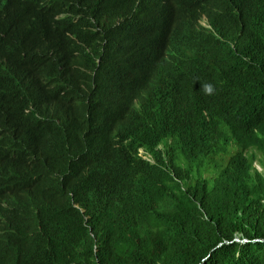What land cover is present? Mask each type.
Instances as JSON below:
<instances>
[{"label":"trees","instance_id":"obj_1","mask_svg":"<svg viewBox=\"0 0 264 264\" xmlns=\"http://www.w3.org/2000/svg\"><path fill=\"white\" fill-rule=\"evenodd\" d=\"M21 1L34 8L33 21L20 29L31 41L25 45L33 47L43 37L63 34L64 60L78 77L83 76L80 64L67 52L79 49L78 41L98 44L107 35L115 39L117 53L108 51L104 63L111 65L114 56L125 73L124 85L133 82L137 93L145 92L149 112L166 118L156 123L149 116L151 131L162 135L166 146L154 156L153 165L108 135L102 125L93 127L95 134L80 127V119L73 126V119L63 114L65 105L44 104L33 78L23 75L41 108L28 109L27 119L36 126L26 124L22 145L10 154L17 162L16 175L37 181L49 167L57 176L38 184V191L25 189L15 219L6 216L12 223L0 225V264H264V186L257 188L240 151L219 176L207 174L216 157L230 154L232 137L239 139L255 128L264 134V38L260 55L241 36L254 60L233 57L246 70L233 93L214 89L205 95L202 89L178 87L182 71H168L165 77V67L156 71L159 64L163 67L161 62L166 68L194 62L176 44L162 55L154 51L158 58L137 66L140 50L134 41L142 40L143 28L140 25L134 34L129 32L132 26L126 29L149 0L138 7L124 0ZM223 8L218 3L212 10L220 15ZM2 10L0 30L7 31ZM117 23V30L126 31L114 35ZM51 51L50 56L30 60L36 74L50 80L57 58L70 82L59 59L63 51ZM24 57L29 58V52ZM7 89L0 81V91ZM114 96L121 102V96ZM57 114L64 124L71 122L70 127L58 123ZM13 127L21 132L16 124ZM204 135L215 136L197 142ZM258 148L264 159V144ZM0 172L6 173L1 167ZM74 203L85 211L81 214ZM237 237L248 242L234 241Z\"/></svg>","mask_w":264,"mask_h":264},{"label":"clouds","instance_id":"obj_2","mask_svg":"<svg viewBox=\"0 0 264 264\" xmlns=\"http://www.w3.org/2000/svg\"><path fill=\"white\" fill-rule=\"evenodd\" d=\"M7 1L12 5L3 4L0 0V7L3 9L1 21H5L3 26L7 28V31L0 30V37L4 40V44L0 43V81L8 85L6 91H0V140L4 154L0 156V167L6 171L0 172V225L12 223L6 216L15 219L14 209L25 189L38 191V184L57 176L49 167L37 181H28L16 175L17 162L10 154H14L23 143V132L26 124L30 122L27 119V116H30L28 109L41 108L28 84L22 79L23 75L29 73L33 78L38 92L45 99L44 104L52 101L51 105L58 108L65 105L66 111H63V114L73 119V126L78 119L81 120L80 127L87 131L93 132L94 126L102 125L108 135L121 140L124 146L129 145L139 158L153 165L157 164L154 156L166 146L164 137L151 131L149 116L156 123L164 122L166 118L158 116L154 111L149 112L144 101L145 92L137 93L133 82L124 85L122 78L125 73L119 68L114 56L111 55V65L104 63V56L108 51L117 53L115 39L111 41L107 35V39L100 40L98 44L88 40L78 41L80 48L72 50L73 54L67 52L68 58L75 59L80 64L78 67L81 68L83 76L78 77L64 60V35L59 33L49 40L48 37H43L36 41L40 44L26 46L24 42L31 41L20 29L33 21V5H27L21 0ZM124 1L133 3L135 7L140 6L142 2ZM218 3L224 4L220 15L212 10ZM143 10L135 18L133 25V18L129 19L126 29L132 26L129 32L134 34L137 28H143L142 40L134 41L140 50V53L135 55L138 57L137 66L148 59L158 58L154 51L162 55L172 44L178 45L186 54L194 57V62L190 66L167 68L161 62L163 67H159V64L157 70L155 69L161 71L165 67L163 77L168 71H182L178 87L192 91L202 89L205 95L213 94L214 89L233 93L246 72L240 63L234 62L233 57L237 56L246 61L254 60L242 43L241 36L253 47V51L262 55L259 42L264 38V0H158V4L149 0ZM239 13H242V17ZM119 25H113L114 35L126 31L117 30ZM171 30L173 32L169 35ZM254 30H258L259 34L256 35ZM116 39L120 45L119 37ZM222 46L226 50H222ZM52 48L63 51L59 59L65 66L66 73L71 76L70 82L64 79L57 58L54 70L50 73V80L43 81L40 75L36 74L30 60L52 55ZM25 52H29V58L24 57ZM61 88L71 91L63 92ZM13 90H17V94H14ZM115 93L122 97L121 102L115 98ZM24 107H27L26 110ZM58 116L59 114L56 115L58 123L70 127L71 122L64 124L57 119ZM13 124L21 128V132L16 130ZM213 136L215 135H204L197 142ZM260 143L264 144V134L257 128L239 139L232 137L229 143L230 154L216 157L208 166L207 174L214 178L219 176L229 165L231 156H238L240 151L241 158L245 159L242 164L250 166L248 174L256 180L257 188L264 186V159L263 152L258 148ZM188 190L190 191L189 186ZM74 206L81 214L85 211L77 203H74ZM234 241L248 242L238 237Z\"/></svg>","mask_w":264,"mask_h":264},{"label":"bare ground","instance_id":"obj_3","mask_svg":"<svg viewBox=\"0 0 264 264\" xmlns=\"http://www.w3.org/2000/svg\"><path fill=\"white\" fill-rule=\"evenodd\" d=\"M34 1V0H33ZM36 2V1H35ZM51 2V1H50ZM56 2V4H57V1H55ZM53 3H54V1H53ZM44 4V3H43ZM58 4H60V3H58ZM50 5V4H49ZM67 5H68V3H67ZM47 6V5H46ZM54 7V6H53ZM52 7V8H53ZM62 7V6H61ZM58 8V10H59V7H57ZM47 9H48V7H47ZM64 9V8H63ZM58 10H57V12H58ZM239 15L242 17V13H239ZM66 20V19H65ZM240 21H241V19H240ZM62 23V22H61ZM70 23V22H69ZM65 25V24H64ZM82 25V24H81ZM73 27V26H72ZM62 29V28H61ZM153 47V46H152ZM224 155V154H223Z\"/></svg>","mask_w":264,"mask_h":264},{"label":"rangeland","instance_id":"obj_4","mask_svg":"<svg viewBox=\"0 0 264 264\" xmlns=\"http://www.w3.org/2000/svg\"><path fill=\"white\" fill-rule=\"evenodd\" d=\"M241 241H243V240H241Z\"/></svg>","mask_w":264,"mask_h":264}]
</instances>
